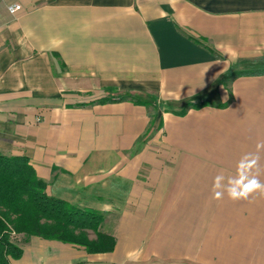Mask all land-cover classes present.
<instances>
[{"label": "crops", "instance_id": "1", "mask_svg": "<svg viewBox=\"0 0 264 264\" xmlns=\"http://www.w3.org/2000/svg\"><path fill=\"white\" fill-rule=\"evenodd\" d=\"M252 68L264 0H0V151L116 240L91 254L19 235L11 264H264V195L213 191L246 155L264 182V74L226 83Z\"/></svg>", "mask_w": 264, "mask_h": 264}, {"label": "trees", "instance_id": "2", "mask_svg": "<svg viewBox=\"0 0 264 264\" xmlns=\"http://www.w3.org/2000/svg\"><path fill=\"white\" fill-rule=\"evenodd\" d=\"M263 74L264 69L240 70L231 74L226 83L241 76ZM122 95L123 101L153 106V100L141 94ZM109 101L113 100L99 102ZM208 104H189L178 114L185 115L191 108L197 109ZM46 190L47 183L36 175L27 157L9 156L0 151V264H11V260L21 258L23 250L14 241V237L19 235L82 246L91 254L114 250L115 238L101 231L104 221L102 213L53 198ZM89 231L96 236L95 239L90 238L92 234Z\"/></svg>", "mask_w": 264, "mask_h": 264}, {"label": "clouds", "instance_id": "3", "mask_svg": "<svg viewBox=\"0 0 264 264\" xmlns=\"http://www.w3.org/2000/svg\"><path fill=\"white\" fill-rule=\"evenodd\" d=\"M264 147V143H258L257 149ZM259 157L246 155L242 157L237 166V175L229 177L224 183L225 177L218 175L213 185L214 198L221 199L226 192L228 197L234 201L248 200L255 193L264 195V182L257 176L252 175V169L257 166Z\"/></svg>", "mask_w": 264, "mask_h": 264}, {"label": "built area", "instance_id": "4", "mask_svg": "<svg viewBox=\"0 0 264 264\" xmlns=\"http://www.w3.org/2000/svg\"><path fill=\"white\" fill-rule=\"evenodd\" d=\"M20 10H21V6L18 5V4L9 7V12H10L11 14H16V13L19 12Z\"/></svg>", "mask_w": 264, "mask_h": 264}, {"label": "rangeland", "instance_id": "5", "mask_svg": "<svg viewBox=\"0 0 264 264\" xmlns=\"http://www.w3.org/2000/svg\"><path fill=\"white\" fill-rule=\"evenodd\" d=\"M14 241L20 246V244L24 245V237L16 236L14 237Z\"/></svg>", "mask_w": 264, "mask_h": 264}]
</instances>
